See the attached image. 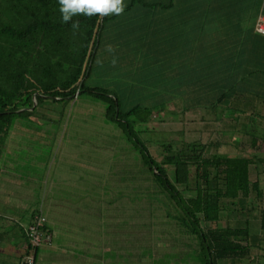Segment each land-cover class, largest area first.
I'll return each instance as SVG.
<instances>
[{
    "label": "trees",
    "instance_id": "obj_1",
    "mask_svg": "<svg viewBox=\"0 0 264 264\" xmlns=\"http://www.w3.org/2000/svg\"><path fill=\"white\" fill-rule=\"evenodd\" d=\"M124 5L120 15L74 16L80 25L74 30L71 22H62L58 0H0V146L15 120L32 121L42 98L67 102L86 93L102 102L105 120L119 125L136 149L152 183L149 197L171 204L167 214L196 239L197 249L183 256L196 264H233L259 235L249 232L246 221L204 229L200 222L216 223L227 200L240 205L239 215L246 214L248 194L264 202V167L261 185L248 173L249 164L264 163V157L205 155L209 143L190 140L163 145L168 153L158 162L146 148L150 140L137 138L133 128L138 124L142 132L153 108L166 104L181 112L204 109L212 119L228 120L220 134L245 128L250 114L264 118L257 111L264 104V33L254 30L256 17H264V0H124ZM108 44L114 52L105 51ZM116 70L120 80L111 74ZM97 73L100 80H91ZM134 95L141 97L130 102ZM255 119L251 131L243 133L251 142L264 143V119ZM263 205L255 217L261 232ZM39 212L30 209L26 220L19 214L11 224L0 215V241L8 234L6 240L17 246L15 239H22L15 264H23L29 253L32 264H40L38 250L51 244L44 219L37 229L49 239L30 250L27 227L36 224ZM15 228L19 233L12 237ZM104 252L113 258V250Z\"/></svg>",
    "mask_w": 264,
    "mask_h": 264
},
{
    "label": "rangeland",
    "instance_id": "obj_2",
    "mask_svg": "<svg viewBox=\"0 0 264 264\" xmlns=\"http://www.w3.org/2000/svg\"><path fill=\"white\" fill-rule=\"evenodd\" d=\"M97 74L91 80H100ZM111 74L120 80L118 70ZM140 97L134 95L130 102ZM103 108L101 101L81 92L67 102L42 98L30 115L32 121L22 118L23 125L14 121L0 146V204H11L16 210L0 206V215L11 224L17 222L21 211L22 220H26L28 210L40 211V218L47 220L52 233L51 244L38 250L40 264H157L160 259L163 264H196L183 256L197 249L196 239L169 216L171 204L149 197L152 183L140 167L139 154L120 126L105 120ZM219 108L215 111L226 116ZM257 111L264 115L263 103ZM247 115L239 120L244 121ZM251 115L245 120V128L220 134L228 120L212 119L204 109L181 112L177 106L166 104L160 110L153 108L150 119L141 126L142 132H137L138 124L133 130L137 138L150 140L146 148L158 162L168 153L163 145L190 140L208 142L205 155L254 159L264 157V143L258 138L251 142L243 133L254 127L250 120L255 116ZM166 167L170 171L171 167ZM262 167L263 162L249 164L250 181L257 178L261 185ZM155 196L161 199L163 195ZM262 202L248 194L242 217L237 214L240 205L227 200L216 223L200 222L204 229L244 226L246 221L249 232L259 235L260 240L250 245L248 254L233 264H264V232L258 229L255 218ZM11 231L12 237L18 236L16 228ZM7 235L0 241V264H15L22 239L18 236L15 246L6 240ZM112 250L113 258L107 257L104 251Z\"/></svg>",
    "mask_w": 264,
    "mask_h": 264
},
{
    "label": "clouds",
    "instance_id": "obj_3",
    "mask_svg": "<svg viewBox=\"0 0 264 264\" xmlns=\"http://www.w3.org/2000/svg\"><path fill=\"white\" fill-rule=\"evenodd\" d=\"M59 11L63 23L71 22L74 30L79 29V21H73L74 16L91 17L98 15L100 17L111 14L120 15L123 13L125 5L124 0H58ZM105 51L112 53L115 51L111 44L105 46ZM113 64L115 59H113ZM100 63V61H98Z\"/></svg>",
    "mask_w": 264,
    "mask_h": 264
},
{
    "label": "built area",
    "instance_id": "obj_4",
    "mask_svg": "<svg viewBox=\"0 0 264 264\" xmlns=\"http://www.w3.org/2000/svg\"><path fill=\"white\" fill-rule=\"evenodd\" d=\"M254 30L258 33H264V17L262 15H258L254 22ZM43 218H40V216H37L36 224L33 226L27 227V236L29 237V243L31 246V251L34 250V247L37 246L40 243H46L49 239V235L38 230L37 224H40L43 222ZM33 257L29 253L25 256L23 259V264H32L33 263Z\"/></svg>",
    "mask_w": 264,
    "mask_h": 264
},
{
    "label": "crops",
    "instance_id": "obj_5",
    "mask_svg": "<svg viewBox=\"0 0 264 264\" xmlns=\"http://www.w3.org/2000/svg\"><path fill=\"white\" fill-rule=\"evenodd\" d=\"M0 206L3 207V208H4V206H7V207H10V208H14L16 210V207L12 206L11 204H7V205L0 204ZM28 212H29V210H28ZM19 214L22 215V211L20 213H18L17 215H19ZM27 215H28V213H27Z\"/></svg>",
    "mask_w": 264,
    "mask_h": 264
},
{
    "label": "water",
    "instance_id": "obj_6",
    "mask_svg": "<svg viewBox=\"0 0 264 264\" xmlns=\"http://www.w3.org/2000/svg\"><path fill=\"white\" fill-rule=\"evenodd\" d=\"M34 102V101H33Z\"/></svg>",
    "mask_w": 264,
    "mask_h": 264
}]
</instances>
